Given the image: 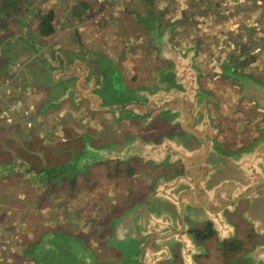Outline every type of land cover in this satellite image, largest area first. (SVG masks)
Masks as SVG:
<instances>
[{
    "label": "rangeland",
    "instance_id": "374dc122",
    "mask_svg": "<svg viewBox=\"0 0 264 264\" xmlns=\"http://www.w3.org/2000/svg\"><path fill=\"white\" fill-rule=\"evenodd\" d=\"M2 3L3 0H0V5ZM11 11V16H7L6 11L0 9V48L7 42H19L15 44V48H20L17 51H21V47L25 46L24 42L94 40L93 42H99V45L94 47H100L102 50L105 48L124 61V58L130 61L128 56L132 57V60L137 56H140L139 60L147 57L149 68L146 74L154 80L157 75V69L154 68H160L155 60H163L159 54L162 42L157 41L154 44L153 40L154 37H159L165 42V36L169 32L168 42L198 66V77L203 80L206 91L211 92V110L216 114V121L224 128L225 139L219 138V141L227 142L228 136L231 135L240 143L250 140L252 144L258 135L261 137L264 130V110L253 100L243 97L238 80L231 75L244 74L264 84V0H18V7L12 8ZM50 12L54 13V33L44 37L39 31L41 18ZM136 42H151L152 46H140L135 44ZM4 62L6 59L1 58L0 69ZM141 70L144 71L145 66L138 65V71ZM154 80H145L152 82L150 89L156 88ZM140 83L144 84V81L141 80L138 84ZM203 96L209 98L208 94L203 93ZM77 117L78 119L74 120L75 125L80 127H74L66 143L60 138H56L59 143L41 142L35 149L42 151L39 154L43 158L40 155L32 158L31 155L30 159L35 160L34 166L40 171L50 166L47 170L55 168L52 172L59 177L62 174L64 177L78 174L77 176H84L85 183L83 182V186H79L81 188L73 192L74 194L70 193V187L57 186L55 193L46 196L48 186L52 182L49 178L44 184L38 180L37 175L29 173L7 175L9 177L0 183V264H44L36 262L44 254L53 256L50 264H64L63 261L67 258L61 251L63 248L65 251L69 250L70 257L75 261L85 259V255L90 256L91 253V250L85 247V235H89L88 240L92 239L91 243L94 244L104 240L102 231L111 236V220L135 202V197L130 195L135 191H131L135 188L134 184L148 178L146 173H141L146 172L145 166L142 165L120 168L117 162H110L91 168L86 166L85 170L75 168L78 158L85 157V141L82 138L85 137V124H88L85 117ZM98 127L101 128L99 125ZM113 132L117 133L119 130ZM102 135L109 140L108 133ZM124 140L123 145L132 139L128 137ZM45 145L50 148L45 149ZM134 158L135 156L131 157ZM235 158L237 157L230 158L231 163L233 161L232 170L226 169L231 164H228L224 154L221 153L216 158L213 165L223 166V169L217 171V175L211 180L212 183L238 176ZM42 162L48 165H43ZM160 173L161 171H158L157 175ZM119 174L123 177L118 178ZM128 195L130 199L127 205L122 206V201ZM262 205L263 203L257 205L259 214L257 210L255 212L256 216H259L258 220L264 215ZM251 214V218L245 214L246 219L257 233L264 236L263 229L259 227L262 222L257 223L254 212ZM200 215L195 214L193 221L198 222ZM160 216L161 212L157 217ZM59 231L62 234H58ZM172 238L171 243H176V239ZM141 239L134 240L140 243ZM189 240L192 242L191 251H201L195 247L197 245L191 237ZM256 244L255 248L249 251L246 256L248 260L245 261L264 264V250L260 249L263 246ZM205 261L207 264H234L230 256L226 257L216 249L212 250L211 256Z\"/></svg>",
    "mask_w": 264,
    "mask_h": 264
},
{
    "label": "crops",
    "instance_id": "0c3cea01",
    "mask_svg": "<svg viewBox=\"0 0 264 264\" xmlns=\"http://www.w3.org/2000/svg\"><path fill=\"white\" fill-rule=\"evenodd\" d=\"M93 41L94 40L90 42H24L25 46L21 47V51H17V49L20 48H15V44L19 42H9L6 45L2 55H0L1 58L6 59V62L3 63L4 65L0 69V112L2 113V115H0V183H2L3 179L9 176H15L20 172L37 175L38 180L41 182L42 178L39 174H42L45 169L38 171L36 166L26 165L19 159L28 158L31 155H33L32 158H35V155H40L39 153L42 151H37L35 147L41 142L47 143L48 141L55 143L57 141L56 138H60L63 143H66V140H69L68 138L74 131V127H80L75 125L74 121L78 119V115L88 119V124L83 123L85 124V137L82 138L83 141H85V162H89L87 161L89 158V154L86 152L87 149L91 150L93 148L101 149L109 147V144L112 143V138L116 136L120 137L118 134L121 132L132 135L130 136L132 140L140 138L146 145H149L151 151L148 155H154L158 165L166 160L167 157H170V162L180 161L190 150H195L193 145L189 144L185 138L170 139L164 137L163 142L159 145L148 142L141 136V133L145 132L144 134H146V131H139V127L137 128L132 125V123L136 125L140 123L146 126L149 124L150 120H153V118H148L144 116L142 112H139L140 110L143 111L142 108L136 107L131 111H102V109L105 108H115L116 106L125 105L127 102L132 103L133 101L148 103L150 104L149 106H152L156 102H159V100H163L162 103L169 102L170 98L169 95L165 96L169 93L166 89L156 93L152 90L154 88L149 89L152 86V82L148 83V81L145 80L150 81L153 79L147 77L146 74V70L149 68L147 57L139 60L140 56H137L134 57L136 60H134V58L132 60V57L128 56L130 61H126V58H124V61L121 57L117 58L116 54L111 51L105 50V48L102 50L100 47H94V45H99V42ZM11 44H13V46ZM135 44H139V42ZM139 45H148L151 47L152 43L140 42ZM164 61L167 62V64L169 63L170 67L173 66L166 60L162 62ZM8 64H10V66ZM12 64L13 66H11ZM138 65H140V67L145 66V70L138 71ZM11 67L17 69L11 70L9 69ZM154 69H157L155 70L157 71L156 78H161L162 73L159 74V71L163 69V67ZM174 69L175 67L173 66V70ZM184 71L185 66L183 65L182 68L179 69V75H183ZM139 80H143L144 84H138L140 82ZM178 80L181 81L182 79L179 77ZM177 91L178 92L170 91L172 97H181V92L179 90ZM175 103H179V100L177 99ZM179 105L180 104H178V106ZM67 113H69L68 116L66 115ZM98 125L101 126V128L98 127ZM117 129L119 132H113ZM126 130H128V132H125ZM76 132H78V130ZM103 133L109 134V140L103 141L106 139V137L103 138ZM261 140L262 138L254 144H250V146L239 155L242 156V158L237 162L238 169L244 167L246 172L253 171V167L250 166L255 162L254 154L256 153L251 152V149L256 147ZM170 142L175 143V150L168 144ZM123 144L124 143H121L120 145L122 146ZM112 146H117V144H112ZM161 146L163 147V151L159 150ZM46 148L48 150L50 147H46L45 145V149ZM153 148L155 149L154 151ZM193 154L196 155V152ZM41 158H43V156H41ZM14 159H16V162H14ZM44 160H46V158ZM140 160L144 163L148 162V160ZM214 161V159H210L209 163L205 164L206 167L209 169L216 167L213 165ZM110 162H115V160L94 161L87 164L91 163V166H93ZM45 164L48 165V163ZM1 165L9 166L3 167ZM154 165L156 166L157 164L154 163ZM244 169L238 171V176L234 178L235 181L241 182ZM44 173H46V171ZM48 178L47 176L46 180L43 181L44 184L48 182ZM165 185L167 184L165 183L164 186ZM256 197L257 204L255 208L258 212L257 205H261L263 200L259 199L262 197L261 194ZM128 211L129 210L125 211L120 219L123 218ZM176 213L177 212H171L170 215L172 216ZM166 214L161 213V216L157 217L152 212L136 210L134 216L129 218L124 225L121 224L118 228H115V225L118 226L116 222L114 228L119 233L124 231L123 235L131 232V237H134V235L137 236L147 232V219L150 218L148 223L149 226L153 219L157 218L159 220ZM195 214L206 215L208 212L204 207H197L196 209L190 208L188 210L187 215L190 218H195ZM254 217L256 219L259 218V216ZM203 218L206 220L208 217L204 216ZM144 224H146V226ZM56 235L57 233H55V236ZM115 236L118 237L114 234V237ZM54 251L52 252L55 253ZM52 257L53 256L48 257L47 254H44L41 255L36 262L50 264L49 261L52 260Z\"/></svg>",
    "mask_w": 264,
    "mask_h": 264
},
{
    "label": "flooded vegetation",
    "instance_id": "af4514ba",
    "mask_svg": "<svg viewBox=\"0 0 264 264\" xmlns=\"http://www.w3.org/2000/svg\"><path fill=\"white\" fill-rule=\"evenodd\" d=\"M183 53H185V51H183ZM155 62L160 67H163V69L159 71V74L162 73L161 78L153 79L154 82L156 81V88L152 90H154L155 93L165 89L168 92L173 89L179 90L181 96L186 97L182 108L187 111L188 109H192L195 111V114H192V112L189 113L192 120H188L185 123L182 112L177 108V112H172L171 110L159 112L146 126L140 123H137V125L132 123V125L137 128L139 127V131H146V134H144L145 132L141 133V136L148 142L159 145L163 142L164 137L170 139L185 138L189 144L193 145L196 151L190 150L180 161L170 162V157H167L166 160L161 162L160 167H156L152 160H148L147 163H144L136 157L134 159L130 157L128 160L124 161L115 160V162L126 164L131 168H133L134 165L145 166L144 169H146V172L141 171V173H146L148 178L141 179L139 183L134 184L133 187L135 188L131 191H135L130 195L135 197V202L130 204L111 220L109 228H111L113 232L112 235H106L107 232L102 231L104 232L102 233L104 240H100L98 244L91 243L92 239L88 240L87 237H89V235H85V247L91 250L92 254L90 253L89 256L85 253V259L75 261L70 257L69 250L66 249L65 251L63 248L61 251L67 258L63 263L83 264L85 261V264H207L205 259L211 256L213 249H216L222 254L224 253V256H230V260L234 262V264H252L251 260L245 261L248 260L246 256L249 254L250 250L255 248L257 245L256 243L264 247V236L256 232L254 226L246 219V216L251 218V213L254 212L253 207L257 204L256 196L263 193L264 186H257V191L253 192L249 197L245 195L252 192L255 188L253 187L257 182L255 175H259V173L252 168L254 171L251 172V174H247L246 169L241 167L238 171L244 169L243 177L241 176L242 182H235L232 177L212 183L211 180L217 175L218 170L223 169V166H216L210 169L204 166L209 163L210 159L216 160L222 153L227 157L228 164H231L227 166L226 169L229 168L232 170L233 161L231 163L230 158L242 154V152L250 146V140H243V143H240L235 137L228 136L227 142L219 141V138L225 139V135H223L224 128L216 121V114L211 110L209 104V95L211 92L206 91L204 88L203 80L200 76L198 77L200 69L194 62L192 64H184V75L186 77L184 78L185 81L182 80L181 84H178V77L176 74L171 72L173 66L170 67L169 64L159 61L158 59L155 60ZM203 93L208 94L209 98H206V96L204 97ZM162 102L163 100H159V102L149 106L151 111H156L160 106L159 104ZM176 106L178 105L176 104ZM139 112L142 111L140 110ZM185 128L199 132L200 137L198 138L196 135L185 130ZM125 132H128V130ZM130 136L132 135L121 132L120 137L124 138L119 140L120 137L116 136L109 145L121 144L125 142L124 139ZM260 139L261 137L258 135L257 138L252 141V144ZM105 140H108V138ZM216 144H218L217 147ZM154 150L153 148V151ZM194 152H196V155H193ZM82 159L83 158H78V167L75 165V168L85 170V164L86 166L89 165L90 168L96 166H91V163L87 164L89 162L79 164V161ZM122 166L123 168L126 167L124 165ZM190 167L194 168L192 171V183L184 187L186 190L194 188L197 191L196 198L193 199L197 205L196 207L211 205L208 214L198 216L199 221L195 222L186 213L180 211L172 216H167L163 219L160 218L159 225L152 222L148 226L146 233H141L137 236L134 235V237H131V232L123 235L124 231L120 233L116 231L114 225L125 211L138 204H144L150 207L153 206L152 202L147 200V197L151 194L153 196L158 195L154 189L156 187L168 189L169 186H164V184H167V181L173 178L187 176L189 172L188 168ZM158 171H161V173L157 175ZM120 177H123V175L119 174L118 178ZM161 177H164L163 180H159ZM234 183L238 185L237 188H234ZM245 183H248V185ZM161 193L172 197L170 193ZM130 195L126 196L123 201L120 200L123 202L122 206L127 205ZM155 203L160 204L158 202ZM185 205L184 203V207ZM186 207L188 208V206ZM220 208H222V211L218 213ZM255 212L253 214L254 216H256ZM172 213L175 212L172 211ZM204 216L208 218L205 220V218H203ZM169 231H171V233H169ZM57 233L62 234L61 231ZM72 233L76 236L78 235L76 232ZM114 234L118 237H114ZM174 234H177V236H174ZM163 235H165V238L160 239ZM172 237L176 239V243H171ZM190 237L193 239V243L197 245L195 247H198L201 251H191L190 246H192V242L189 240ZM134 238L142 239L141 242L138 243ZM169 245L171 248L168 247Z\"/></svg>",
    "mask_w": 264,
    "mask_h": 264
},
{
    "label": "water",
    "instance_id": "95a60500",
    "mask_svg": "<svg viewBox=\"0 0 264 264\" xmlns=\"http://www.w3.org/2000/svg\"><path fill=\"white\" fill-rule=\"evenodd\" d=\"M22 38H24L23 36H21ZM20 38V37H19ZM169 38H170V33H167V36H165V39L163 42L162 39H159V37H154L153 42H162V46L161 47V51L159 52L160 54V59L161 60H166L168 62H170L175 69L172 70L173 74H176L178 76V78L180 77V79H182L183 81L184 78L186 77L184 74L183 75H179V69L182 68V66L187 63L188 61H190V63H192V60L188 58H185L179 51H176L173 48V45L171 43H169ZM9 42H7L8 44ZM2 46L0 48V52L2 53L3 50L5 49L6 45ZM157 45V44H156ZM234 79H237L239 82L240 87L242 88V95L243 97H246L250 100H253L260 109L264 110V84L256 81L254 78L241 74V75H236L234 76L233 74L231 75ZM182 80H178V84L182 83ZM175 92H178L177 89L173 90ZM171 91V92H173ZM171 92H169L168 94H166L165 96L169 95V102L166 103H161L159 108L156 109V111L152 112L149 104L148 103H144V102H136L133 101L132 103L127 102L125 105H120V106H116L115 108H105L102 109V111L105 112H110V111H131L134 110L136 107L142 108V114H146V116L148 118H153L154 116H156V114H158L159 112H163V111H168L171 110L172 112H177V108H179V111L182 112L183 118H184V122L186 123L188 120H192L191 115L189 113L192 112V114H195V111L192 109H188L185 110L182 107L184 106V100L186 99L185 96H181L179 97H172V94H170ZM172 97V98H171ZM179 100L180 104L178 106H176L175 101ZM210 100H213L212 98H210ZM181 108V109H180ZM187 108V107H186ZM141 114V113H140ZM185 130L189 131L190 133L196 135L198 138L200 137V133L193 131V130H188L187 128H185ZM261 138L262 141L256 146L253 147L251 149V152H255L256 154H254V159L255 162L250 166L253 167L254 170H256L259 175H255L257 182L256 184L253 186L255 187L253 189L252 192L248 193L247 195H245L246 197L251 196V194L253 192L257 191V186H264V130H262L261 132ZM174 150L175 148V143H168ZM177 144V142H176ZM159 150L163 151V147H159ZM151 151V147L149 145H146V143L143 142L142 139L140 138H136L135 140H130L128 141L125 145L122 146H110V147H106V148H101V149H91L88 150L87 149V153L89 154V158L87 159V161L89 162H100V161H113V160H119V161H124V160H128V158L135 156V157H139L140 159H143L144 161L147 160H153L155 164H158V162L156 161V158L154 157V155H148V153ZM177 151V150H176ZM196 151V150H193ZM195 155V154H193ZM247 157V156H246ZM249 157V156H248ZM83 159L81 160V163H85V157H82ZM176 158V157H174ZM237 158H242V156H239ZM235 158V162H239L240 159ZM206 166V165H204ZM193 167L188 168V171L191 173H187V176H183V177H177L175 179H172L170 181H168L167 185L169 186L168 189H163L161 187H156L154 189V191H156L158 193L157 196H153L152 194L149 195L147 197L148 201H151L153 206L148 207L145 205H138L135 208L129 210L127 212V214L119 219L117 221L118 226L115 225V228H118L119 225L121 224H125L129 218H131L132 216H134L136 210L137 211H146V212H155L158 216V214L161 213H167L166 215H164L161 219L167 217V216H171L170 213L172 211L179 213L180 211H182L183 213L188 214V210L191 209H196L197 205L195 203V201L193 199H195L197 191L192 188L191 190H186L184 186L186 185H190L192 183V171H193ZM252 169V170H253ZM253 170V171H254ZM252 171V172H253ZM251 172H247V174ZM240 178V177H239ZM195 181V179H194ZM235 182H239V181H235ZM242 182V180H241ZM248 185V183H245ZM246 185V186H247ZM238 185L234 183V188H237ZM245 191V189H244ZM164 192L166 194H172V197L168 196V195H164ZM262 193V192H261ZM262 197H260L259 199L263 200V205L261 206V208L264 211V190L263 193L261 194ZM155 202H158L160 204H157ZM184 203L186 204L184 207ZM188 206V208L186 207ZM204 208L207 207V212L209 213V210L211 209V206H203ZM255 205L253 207V211H255ZM222 211V208H220L218 210V213ZM212 212V211H211ZM150 219V218H149ZM149 219H147V226L146 224H144L146 226V228L148 227V223H149ZM194 219V218H192ZM131 220V219H130ZM258 221L262 222L260 224L259 227H261L264 231V215L261 216V219L258 220L256 219V222L258 223ZM154 224L159 225V220L157 218L153 219ZM169 233H171V231H169ZM264 234V233H263ZM174 236H177V234H174ZM165 235L161 236L160 239H164ZM261 250H264V247L260 248ZM259 249V251H260ZM90 251V250H89ZM92 254V251H91Z\"/></svg>",
    "mask_w": 264,
    "mask_h": 264
},
{
    "label": "trees",
    "instance_id": "16d2710c",
    "mask_svg": "<svg viewBox=\"0 0 264 264\" xmlns=\"http://www.w3.org/2000/svg\"><path fill=\"white\" fill-rule=\"evenodd\" d=\"M5 2H6V4H5ZM17 7H18V0H8V1L7 0H3L2 5H0V9L2 11L5 10L7 16H11V12H12L11 9L12 8H17ZM53 19H54V13L53 12H50L49 14H47L46 16H43V18H41L39 31H40V34L42 36L48 37V36H51L54 33V28L52 26ZM30 158L31 157H28V159L27 158H20L19 160L24 162L26 165H28V164L29 165H34V161L35 160L34 159L31 160ZM37 159H39L40 161L42 160L41 158H37ZM44 165H46V164H44ZM49 165H52V164H49ZM117 165H120V168H123L122 165L128 166L126 164H122V163H119V162L117 163ZM48 168H50V166L45 168V171H46V173H48V175H46V173H44L45 171L42 174H39V176L42 178L41 182L46 180L47 176L52 181L51 184H49V186H48V189L46 191V196L55 193L57 191V189H58L57 186H61V187H65V188L70 187L71 188L70 189V193L74 194L73 192L78 191L81 188L79 186H83V182L85 183V179H83L84 176H82V175L81 176H77L78 175L77 174V175H74L73 177H64L65 175L62 174L61 177H59V175L54 174L52 172L55 168H51L50 171L47 170ZM33 169H36V168H33ZM38 171H40V170H38ZM71 196H73V195H71Z\"/></svg>",
    "mask_w": 264,
    "mask_h": 264
}]
</instances>
